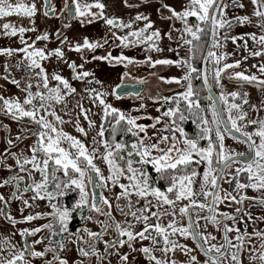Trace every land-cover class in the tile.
<instances>
[{
    "label": "snow or ice",
    "instance_id": "6c2138e0",
    "mask_svg": "<svg viewBox=\"0 0 264 264\" xmlns=\"http://www.w3.org/2000/svg\"><path fill=\"white\" fill-rule=\"evenodd\" d=\"M123 2L126 7L139 6L129 3V0H123ZM249 3L252 5L251 16H238L234 19L238 24H252V17H255V26L261 34H250L253 44L259 46L258 50L252 51L250 54L254 57H264V0H249ZM231 5L245 7L242 0H231ZM229 6L225 0H187L178 11L175 7L161 2L157 11L167 10L169 15L162 16V18L173 21L172 29L162 35L159 29H154L150 17L142 13L138 12L134 18L124 22L117 17H108L105 13L106 5L101 0H93L92 3L71 0V5L66 0L61 11L67 10L69 17L77 19L81 25H84L85 22L90 25L95 21H102L110 29L126 30L123 35H118L116 31L106 34L103 43L92 42L88 37H83L82 43H77L69 50L78 53L95 50L105 47L114 38L120 41L119 46L123 48L147 45L146 50L159 52L161 49L156 41L162 40L164 35L172 40V32L175 31L180 33L177 39L187 46L189 53L186 59L177 60H152L150 56L147 57V62L153 66L174 64L178 68L186 69L183 76L172 77L167 82L177 85L186 82L187 85L184 91L163 97V103H173L175 106L169 107L155 118L148 117V119H154V123L150 126L138 123L141 117L133 116L131 113L114 107L106 99L109 95L118 100L122 98L121 90L126 88L125 81L130 78L128 72L119 77L120 83H117L111 92L86 88L85 92L90 97L92 104L103 110L100 124L97 130L95 121L89 116L91 109L85 108L77 102L75 107L80 109V115L87 122V130L81 126L79 117L75 118L74 126L78 133L86 139H90L91 146L63 130L65 124L73 122L71 113L68 111L69 101L67 98L75 94L76 89L59 72L54 71L50 74L40 63V61L53 57L58 60L63 59L62 48L58 47L46 52L44 49L36 47L35 41L31 44L24 41V33L36 31L35 27L31 29L17 28L11 23H3V35L15 37L19 33L21 42L25 46L18 49L0 48V53L6 56H11L14 52L23 53L28 62V70L35 73L36 91L33 92V85L29 82L22 89L25 93L22 101L16 96L0 95V113L15 121L27 118L37 128L33 131L31 128L25 127L15 139L10 137L5 139L8 147L0 157V163L4 164L5 170L12 172L13 165L7 164V159L14 160L15 168H18L20 173L27 174L29 183L21 191L20 185L24 181V176L9 175L0 181V188L6 189L11 185L13 191L10 195L0 193V202L7 205L11 200H18L24 207L30 208L37 200H47L52 211L23 217V221L26 222L46 217L48 222L39 227L20 230V236L25 238L23 248L11 244L9 238L4 237L0 241V264H32L31 260L26 259L27 256L34 259L44 258L47 253H52V259H45L44 264H69V260L65 257L71 252V248L68 246L70 244L76 245L79 257L75 264H92L93 257L95 264H112L110 258L113 255L118 257V264H145V262L146 264H177L176 260L167 258L169 252L177 250L188 257L187 264H200L197 256L191 254L193 249L189 248L187 244L179 243L178 239H173V237L190 238L194 241L196 248L207 258L203 264H209V262L210 264H228L229 256L231 264H243L241 256L245 251L248 253V261L252 264H264V231L253 228V232L249 234L247 230L249 221L255 224L257 220H264V216L253 217L250 211L244 212L239 221L244 224V231L241 232L240 228L235 226L237 223L235 216L217 211V205L221 203L242 204L246 199L256 201L260 206H264V196L258 198L241 195L240 200L237 201L236 196L231 192L225 190L221 193L219 184L225 170L232 164H238L234 176L228 179V183L234 179L237 192L251 188L253 191L264 193V120L247 119V113L242 111L239 104L229 103L228 98L231 97L235 100L239 96L238 92L233 91L227 95L221 92L220 106L211 95L213 85L209 80L210 72L215 85L223 88L222 74L238 68L241 64L240 60L227 63L225 62L227 53L217 55L212 51V48L222 47L217 39L219 30H226L224 39L229 38L227 30L233 26L232 20L226 18V10ZM43 7L45 17L49 15L50 11H55V6L49 8V0H44ZM38 11L39 8L35 0L31 4L23 3L21 0H17L16 3H13L12 0H0V18H7L13 14L34 18ZM73 11L75 16L71 15ZM192 17L195 18V24L189 22V18ZM137 21H142L143 27L134 28V23ZM209 21L212 24L213 43L209 45L206 55L203 56L205 67L198 69L193 66L191 61L195 59L196 52L199 50L201 34L205 31L202 25ZM175 22H179L182 27L175 28ZM64 27L68 28L69 25L65 24ZM57 35L59 36V33ZM187 36H190L191 39H186ZM48 39L47 33L36 36V41ZM231 39L235 42L236 37L233 36ZM67 41L68 37L64 36L60 43L63 45ZM245 47H247V41ZM169 50L174 51V49ZM92 59L107 61L109 64H124L125 67L136 62L123 53L115 57L111 53L107 56H93ZM144 62L139 61V63ZM209 63L212 64L211 69L208 67ZM19 66L18 62L17 67L19 68ZM67 66L72 69V79L83 81L92 76L93 79L88 83H95L103 87L101 81L96 79L93 73L77 71V67L83 69V64L77 66L75 62H72ZM253 67H257L259 72L264 74V63L253 65ZM4 71L8 72L7 64L4 66ZM3 78L7 80L8 76ZM32 79V76L28 77L29 81ZM193 79L202 80L203 90L209 92L207 99L211 103L207 107L211 112V121L208 120L205 109L201 106L199 92L193 86ZM228 79L246 83L258 82V86H264V80H258L255 74L246 75L241 71L234 72L233 75L228 76ZM11 82L18 88L20 87L18 80L13 79ZM51 82H55V85L50 86ZM136 83L143 84L144 81L137 80ZM124 95L143 99L139 92L125 91ZM244 95L247 96V93ZM37 99L39 100L38 104L36 103ZM244 103H248L247 99L244 100ZM182 104L184 105L183 109L181 108ZM55 105L62 106L61 111L69 115V120L66 121L57 113ZM142 108H144L143 103L140 105V109ZM253 110L256 111L255 105H253ZM135 111H139V109H135ZM157 111L161 110L158 108ZM224 112L228 114L227 120L222 115ZM109 118H111V123H109ZM189 118H192V122L197 128L194 138L189 137L181 126ZM245 119H247V124L244 127L256 126L252 132L243 131L238 123ZM161 125L162 127H160ZM3 127L7 130V125ZM149 127L154 130L153 135L148 134ZM90 130H94L95 135H90ZM234 132L240 133V137H236ZM118 134H121L119 140L116 139ZM225 134L239 140L240 143H246L249 153L229 149L225 144ZM29 136L35 137V140L27 146L24 152L17 154V152L11 151V148L16 146V140ZM127 137L131 138L130 142L126 139ZM257 138L259 143H257ZM201 141H206V145L201 146ZM101 149L103 150L101 151ZM26 152L30 155L25 154ZM101 163L107 167V176L99 166ZM201 163H205L206 166L202 177L198 179L200 173L197 171V166ZM214 164L218 167H214ZM152 172L155 173L154 178ZM34 173H39L38 181L34 179ZM241 174H246L247 183L240 181ZM122 179L127 183L121 182ZM161 182L165 185L163 189L158 186ZM109 183L120 189L119 193L114 195V199L116 201L115 209L124 217L123 221L115 220L112 214L113 205L103 191L97 194L88 190L89 186L109 189ZM27 192L32 193L30 200L33 203L24 199L23 193ZM70 193H78V197L71 207H68L61 201ZM200 196L207 203L200 202L198 200ZM121 200L126 201L123 206L120 204ZM101 204L108 210H102ZM24 207L21 208V212ZM85 207L89 210L88 216L84 215ZM199 210H207L209 215L202 216ZM236 212L240 213L241 209L237 208ZM74 213L78 214L82 221L95 222L99 225L100 230L92 231L84 226L71 232L69 222ZM91 213L103 216L104 219H94ZM194 214L195 220L193 219ZM0 215H6V219L13 225L17 223L15 218L6 214L3 209H0ZM178 215L181 218H186L187 222L178 220ZM200 220L205 221L204 231L200 230ZM228 220L233 221V226L225 223ZM209 224L215 226L217 231H222V243H211L217 237L207 231ZM221 225H223L222 228ZM43 230L48 232V244L45 245L43 251H36L34 246L44 243L45 237L34 239L32 245L27 243V237H35ZM233 232L236 234V243H233L229 238V233ZM113 233L115 234L113 235ZM65 234L66 238L56 240V246H53L54 238L65 237ZM105 235L110 236L111 239H104ZM251 236L259 238V248L256 245L245 248V244L250 242ZM100 241H103V252L97 247ZM144 241L149 243L144 245ZM137 244L140 246L137 247ZM125 247L128 249L127 252L122 251ZM61 253H64V257L61 256ZM156 253L161 255L157 256ZM137 254H140L143 259L137 260Z\"/></svg>",
    "mask_w": 264,
    "mask_h": 264
},
{
    "label": "rangeland",
    "instance_id": "374dc122",
    "mask_svg": "<svg viewBox=\"0 0 264 264\" xmlns=\"http://www.w3.org/2000/svg\"><path fill=\"white\" fill-rule=\"evenodd\" d=\"M58 2L59 8L54 13H49L47 17L43 15L44 12V0H35V3L37 4L39 11L37 15L34 18H29L27 16L23 15H17L13 14L10 17L7 18H0V48H12V49H18L24 47V43L21 42L20 34L17 33L15 37L12 36H5L3 35V23H11L15 27H24L26 29H31L35 27L36 31H26L24 33V41L31 44L33 41H35V46L38 48L44 49L46 52L52 51L55 48H62L64 52L63 59H56L55 57L40 61V63L43 64V66L46 68V70L51 74L52 72H59L64 78L68 79L70 84L76 89V93L69 96L67 99L69 101V109L68 111L71 113V117L73 118L72 123H67L63 126V130L70 135L76 136L77 138L81 139L83 142L91 146L90 139H86L82 134L78 133L76 131V128L74 126L75 124V118L79 117V122L82 127H84L87 130V122L84 121L83 116L80 115V109L78 107H75L77 102L81 103L85 108H90L91 112L89 113L90 119L94 120L97 126V130L100 124V118L102 115V108L96 107L92 104L90 97L86 94L85 89L86 88H95L98 91L102 92H111V89L117 84L120 83L119 77L125 73H129V79L125 81V84H131L138 86V92L140 94V97L143 99H138L136 97H129V96H122L121 99H116L115 97L109 95L106 97L109 103H111L114 107L121 109L122 111L126 113H131L133 116H139L141 117L140 120H138V123L143 124L145 126H150L154 123V119H148V117L155 118L161 114V112L166 111L169 107H174L175 105H171V103L165 104L163 103V97L165 96H172L175 95L177 92L184 91L186 88V82L182 83L180 85H177L175 83H168L167 81L172 77H181L184 75L186 69L184 68H178L174 64L173 65H155L153 66L151 63L147 62V57H151L152 60L157 59H171V60H177L181 58H187L189 56L188 48L186 45H183V42L177 37L180 35V33L173 31V39L169 40L166 35H164L162 40L156 41L158 47L161 49V51H148L146 50L147 45L143 46H135L130 48H123L120 47V41L111 40L105 47L98 48L95 50H85L81 53H78L73 50H69L70 47H74L77 43H82L83 37H88L90 41L103 43L104 37L106 34H110L112 31H116L118 35H123L126 30H118V29H110L108 26H106L102 21H95L92 24H87L85 22L84 25H81L80 22L77 19L67 18V10L61 11V9L64 8V4L66 0H49L50 5L52 6L54 2ZM13 3H16L17 0H12ZM21 2L26 4H31L33 0H21ZM81 2H88L92 3L93 0H81ZM106 5L105 13L108 17H117L119 19H122L124 22H128L131 18H134L135 15L139 12L144 15H147L150 17L154 24V29H159L162 33L169 32L173 27V21H169L167 19H163L162 16H168L169 13L167 10H163L162 12L157 11V8L160 7L161 2L167 3L173 7H175L178 11L181 10L182 6L187 2V0H129V3L133 5H139L138 7H126L123 0H101ZM226 3H229V8L226 10L227 16L226 18L231 20L232 16L235 15L238 16H244L248 15L251 16L252 14V5L249 3V0H242L245 7L240 8L236 11H233L231 0H225ZM68 4H71V0H67ZM95 10V9H94ZM98 11V10H95ZM235 12V13H234ZM72 16H75V12L73 11ZM253 23L252 24H236V21H234V27L231 28L228 31L229 38L227 40L224 39V33L226 30L221 29L218 31L217 39L219 40L222 47L220 48H212V51L216 52L217 55L221 53H227V59L225 62L227 63H234L236 60H240L241 64L238 68L229 70L228 72L222 74L221 82L223 84V88L217 87L212 80L211 72L209 76L211 77L212 82L214 83L217 95L220 96L221 92H223L225 95H227L230 92H238L239 96L233 100L231 97H229V103H237L240 105V108L244 113H247V119H255V120H264V86H258V82L253 83H245L240 82L235 79L232 81H229L228 76L233 75L236 71L244 72L246 75H253L255 74L258 77V80H264V74H261L257 67H253V65H259L264 63V57H254L250 53L252 51L258 50L257 45H254L253 42L250 39L251 33H256L257 35H260V30L255 26V17H252ZM34 21V22H33ZM233 21V20H232ZM189 22L191 24H195V18H189ZM69 25L68 28H65L64 25ZM143 27L142 21H137L134 23V28H140ZM181 24L179 22H175V28H181ZM202 27L207 30L209 28V22L202 25ZM208 27V28H207ZM44 33H47L49 35L48 40H40L36 41L37 35H42ZM59 33V36L57 35ZM64 36L68 37V41L61 45L60 41L64 38ZM236 37L235 42L231 39V37ZM186 39H191L190 36L185 37ZM247 41V47H245V42ZM229 44V45H228ZM169 49H174V51H170ZM109 53L112 54V56H119L121 53L123 55L128 56L130 58H133L134 61H136L133 64H129L127 67L124 66V64H109L107 61H100V60H93V56H107ZM247 57V59H244ZM139 61H145L144 63H139ZM20 64L19 68L17 67V64ZM75 62L77 66L83 64V69H80L77 67V71H88L90 73L94 74V77L96 79H99L103 85H97L95 83L89 84L88 81L92 80L93 77H87L85 80H74L72 79L73 72L72 69H70L67 65L69 63ZM192 62V61H191ZM27 61L24 58L23 53H17L14 52L11 56H6L3 53H0V95H3L5 97H11L16 96L23 100V97L25 93L22 91L26 87V85L31 82L33 85V92L36 91V78L35 73L32 71H29L27 68ZM5 64L8 65V72L6 73L4 71ZM193 64V63H192ZM194 66V65H193ZM195 67V66H194ZM208 67L211 69L212 64L209 63ZM8 76V79L5 80L3 77ZM32 76L33 79L31 81L28 80V77ZM134 78V79H133ZM163 78V79H161ZM15 79L20 82V87L18 88L15 84H13L11 81ZM137 80L144 81L143 84L136 83ZM194 81V79H193ZM193 82V86H194ZM55 82H51L50 86H54ZM140 86V88H139ZM43 90V89H41ZM247 93V96L244 94ZM207 94L204 95V103H201V106L205 109V115L207 116L208 120L211 121V112L208 111V104L211 103L207 99ZM247 99L248 103H244V100ZM36 103H39V100L37 99ZM143 103L144 108L140 109V105ZM253 105L256 107V111L253 110ZM183 106V104L181 105ZM56 111L58 114L62 116L63 119L66 121L69 120V115H66L64 112L61 111V105H55ZM160 109L161 111L158 112L157 109ZM135 109H139V111H135ZM187 115V113H185ZM236 114L235 111L233 113ZM225 118L227 120V112H224ZM49 119H52L49 117ZM192 120V118H189ZM189 119L185 120L184 122L188 121ZM247 119L244 121H238V123L241 125L243 131L252 132L255 125H248L247 127H244L245 124H247ZM183 122V123H184ZM109 123H111V118H109ZM182 123V124H183ZM183 127V125H181ZM59 127V125H58ZM107 127V125H106ZM162 127V125L160 126ZM148 134L153 135L154 130L149 127ZM189 137H195L196 133H187ZM90 135H95L94 130H90ZM225 144L228 146L229 149L238 151V152H245L246 151V145L245 143H240L239 140L233 139L232 137L225 134ZM121 138V134H118L116 139L119 140ZM33 139V137H31ZM30 137L24 138L17 147H15L14 151L17 152V154H20L21 152H24L31 144ZM126 139L131 140L130 137H127ZM213 139L215 140V135L213 133ZM201 146L206 145V141H201ZM257 143H259V140L257 138ZM103 149H101L102 151ZM4 154V151L0 149V157H2ZM29 154L30 153H25ZM10 161H12L11 158H9ZM104 173L105 176L108 175L107 167L104 164L99 165ZM205 163H201L199 166H197V171L200 173V179L203 174V170L205 168ZM214 167H218V165H213ZM238 164H232L230 168H227L225 170V174L222 177L220 189L221 193L223 191L231 192L232 195L236 196L237 201L240 200V196H248V197H262L264 196V193L253 191L251 188L245 189L241 192H237L235 190V180L233 179L231 183H228V179H230L235 174V168L238 167ZM149 171L151 172V168L149 167ZM34 178L38 181L39 179V173H34ZM153 178L155 177V173L152 172ZM5 179V171H4V164L0 163V181ZM240 181L242 183H247L246 174H241L239 177ZM123 183H127L126 180L122 181ZM162 189L164 186L162 185V182L158 185ZM198 190V184L196 185ZM10 190V185L5 188H0V193H8ZM90 191V187L88 189ZM103 191L105 196H108L113 207H112V214L116 221H123L124 217L119 214V212L115 209L116 201L114 199V195L118 194L120 189L118 186H112L109 183V189H101ZM91 192V191H90ZM7 195V194H6ZM73 200H70L69 203H63L67 205L68 207H71V205L75 202V200L78 197V193H74ZM31 195H26L25 199H28L30 203H33L30 200ZM210 198V197H209ZM198 200L203 203H207L205 199L200 196L198 197ZM71 203V204H70ZM126 203V201L121 200L120 204L123 206ZM187 203V201H185ZM6 212H5V209ZM21 206L18 202V200H11L7 205L4 204V202H0V209H3L6 214H10L12 217L15 218L17 221L16 224H11L6 219V215H0V241L3 240L4 237H8L10 240V243L13 245H18L19 248H23V237L20 236V230L24 228H35L39 227L43 224L48 222V218L41 217L39 219L26 222L23 221V217L27 216L29 214L35 215L38 213L37 211H47L51 212L52 209L48 205V201H40L37 200L33 203L32 207H24L23 212H21ZM101 208L104 211H107L108 209L101 204ZM240 208L241 212L237 214L236 209ZM200 215L207 216L208 212L207 210H199ZM217 211L218 212H227L228 214L235 216L237 219V223L235 226H238L241 230V232L244 231V224L240 223V217L243 216L244 212L250 211L252 213L253 217L256 216H264V206H260L256 201L251 200H244L243 203H228L224 202L219 205H217ZM89 210L87 207L84 208V215L88 216ZM94 216V219L103 220L104 217L100 216L96 213H91ZM182 222L186 223V218L179 217ZM195 214L193 215V219L195 220ZM247 219V217H245ZM155 222L154 220L152 221ZM201 225V231H204L203 225L205 223L204 220L199 221ZM229 226H233V221L228 220L225 221ZM88 227L92 231H99V225L96 224L93 221H82L80 219V216L78 214H73L72 220L69 222V230L71 232H75L78 228L81 227ZM222 228V225H221ZM253 228L264 231V220H257L255 224H253L251 221L248 222V233L251 234L253 232ZM208 232H211L212 235L216 236L217 239L215 241H211V243H222V231H217L216 227L209 224L207 228ZM115 233H113L114 235ZM81 235H84L81 233ZM235 233H229V238L232 240L233 243H236L235 241ZM41 236H44V241L48 240V232L47 230H43L41 233H38L35 237H28V240L30 244L32 245V242L34 239H40ZM65 237L57 236L54 238L53 246L55 245L56 240L65 239ZM104 239H111L110 236L105 235ZM159 239V238H158ZM173 239H178L179 243L181 244H187V246L191 249H193L192 255H196L198 261L200 264H203L205 261L204 256L196 249L193 241L189 239H184L180 237H173ZM144 245H147L149 242L144 241ZM48 244V243H46ZM45 244V245H46ZM260 240L259 238L255 236H251L250 242H246L245 248H249L252 245H256L257 248H259ZM69 248H71V252L68 254L67 258L69 260V264H75V261L79 259L78 254L76 252V245L70 244L68 245ZM137 247L140 246V244L136 245ZM162 246V243H161ZM98 249L103 252L104 245L103 241H100L97 245ZM40 248V247H38ZM41 250L44 249L40 248ZM40 249H37L35 247V250L38 251ZM123 252H127L128 249L125 247L122 249ZM48 256L52 255V253H47ZM157 256H160V253H156ZM247 251H245L242 256L241 260L243 264H252V262L248 261L247 259ZM61 256L64 257V253H61ZM46 257V256H45ZM137 260H142V256L140 254H137ZM167 258L169 260H176L177 264H187L188 257H186L182 252L179 250L175 252H169ZM26 259H32L31 256H27ZM112 264H118V257L113 255L111 258ZM38 261V260H37ZM92 264H95V258L92 259ZM146 264V262H145ZM228 264H231L230 256L228 260Z\"/></svg>",
    "mask_w": 264,
    "mask_h": 264
},
{
    "label": "flooded vegetation",
    "instance_id": "af4514ba",
    "mask_svg": "<svg viewBox=\"0 0 264 264\" xmlns=\"http://www.w3.org/2000/svg\"><path fill=\"white\" fill-rule=\"evenodd\" d=\"M59 3L58 2H54V4L52 5V6H55V11L56 10H58V8H59ZM69 5H71V4H69ZM51 5H50V2H49V8H51L52 7ZM232 8H233V11H236V10H238L239 9V7L238 6H232ZM54 11V12H55ZM50 12H52V11H50ZM49 12V13H50ZM53 12V13H54ZM235 13V12H234ZM67 16H68V12H67ZM235 17H238V15H235L234 17L232 16V19L231 20H233L232 21V24H233V26H232V28L234 27V21H235ZM68 18V17H67ZM69 19V18H68ZM237 24V23H236ZM243 25V24H242ZM246 83V82H245ZM129 85H131V84H129ZM139 88H140V86H139ZM4 125H7V130L3 127ZM25 127H27V128H31V129H33V131H35L36 130V128H37V126H35L34 124H32L27 118H25L24 120H21V121H15V120H12L10 117H8V116H5V115H3L2 113H0V149H1V151L3 150H5V148H7L8 147V145L6 144V142H5V139L6 138H8V137H10V138H13V139H15V137L18 135V134H20V132H21V130L23 129V128H25ZM30 137V139H31V136H29ZM23 139H21V140H16L15 141V144H16V146L15 147H17V145H19L20 144V142L22 141ZM34 140H35V137H33V139H31V144L34 142ZM30 144V145H31ZM15 147H13V148H11V151H13V152H15L14 151V149H15ZM7 164H9V165H13V168H14V170L12 171V172H8L7 170H5V168H4V171H5V178H7L9 175H17V174H19V175H22V176H24V181L21 183V185H20V188H21V191L23 190V188H24V186L26 185V184H28L29 183V180H28V177H27V174L26 173H20L19 172V169L18 168H15V161L14 160H12V161H10V159L8 158L7 159ZM60 175L62 176V173H60ZM35 180H36V178H34ZM38 179H40V177L38 178ZM162 185L165 187V185L163 184V182H162ZM90 187V186H89ZM13 191V189H12V187H11V185H10V190H9V192L8 193H6L7 195H10V193ZM100 192H101V189H100ZM26 195H31L32 196V193L31 192H27V193H23V197H24V199H25V197H26ZM69 195V194H68ZM70 200H73V197H68V196H66V197H64L63 199H62V201H61V203H69L70 202ZM209 200H210V198H209ZM19 202V204H20V206L21 207H24L22 204H21V202L20 201H18ZM71 204V203H70ZM5 209V208H4ZM7 209V208H6ZM6 209H5V212H6ZM38 213H41V212H47V211H45V210H43V211H37ZM238 214V213H237ZM208 215H209V213H208ZM44 218V217H43ZM8 221V220H7ZM45 223H46V221H45ZM222 227H223V225H222ZM222 238H223V233H222ZM24 241H25V238L23 237V246H24ZM27 243L29 244V245H31L30 244V242H29V240H28V237H27ZM46 243H48V240H46V241H44V243H42V244H38V245H35L34 247H36L37 249H40V248H43V247H45V244ZM193 243H194V241H193ZM47 245V244H46ZM194 245H195V243H194ZM38 247H40V248H38ZM196 247V246H195ZM197 249V248H196ZM44 249H40V250H38V251H43ZM198 251H199V249H197ZM200 252V251H199ZM201 253V252H200ZM202 255H203V253H201ZM204 256V255H203ZM204 258L205 259H207L205 256H204ZM32 259H34V258H32ZM45 259H47V260H51L52 259V255H50V256H48V254H46V257H44V258H35L34 260H31L32 261V264H44V260ZM38 260V261H37ZM209 264H210V262H209Z\"/></svg>",
    "mask_w": 264,
    "mask_h": 264
},
{
    "label": "trees",
    "instance_id": "16d2710c",
    "mask_svg": "<svg viewBox=\"0 0 264 264\" xmlns=\"http://www.w3.org/2000/svg\"><path fill=\"white\" fill-rule=\"evenodd\" d=\"M209 30H210V21H209V28L201 34V41L199 42V50L196 52L195 59L192 60L193 65L198 69H200L201 59H202V56H203V53H204V50H205V47H206V44L208 41ZM195 43L196 42L194 41V44ZM209 80H210V83H212V85H213V89L217 92L216 87H215L214 83L212 82L210 76H209ZM193 82H195L194 88L199 92L200 103H204V100H205L204 95H206L207 93L202 88V81L200 79H194ZM171 105H173V104L171 103ZM181 108L183 109L184 105L181 106ZM185 113H187V112H185ZM182 125H183V128H184L186 133H192V132L197 133L196 125L192 122L191 119L184 122ZM73 195H74V193H70L67 196L68 197H74Z\"/></svg>",
    "mask_w": 264,
    "mask_h": 264
},
{
    "label": "water",
    "instance_id": "95a60500",
    "mask_svg": "<svg viewBox=\"0 0 264 264\" xmlns=\"http://www.w3.org/2000/svg\"><path fill=\"white\" fill-rule=\"evenodd\" d=\"M50 13H52V12H50ZM71 15H72V14H71ZM67 17L70 18V17H69V13H68V16H67ZM212 43H213V39H212V24H211V21H210L209 36H208V41H207V44H206V47H205V50H204L203 56L206 55L207 50H208V48H209V45H211ZM203 56H202V59H201L200 69H203V68L205 67V63H204V60H203ZM201 81H202V80H201ZM125 91H127V92H138V86L126 84V88L121 90V96H125V95H124V92H125ZM205 91H206V90H205ZM206 93H207V95H209V92H208V91H206ZM211 95H212V96L214 97V99L216 100L217 105L220 106V105H221V101L219 100V97H218L217 93L215 92V90L213 89V87L211 88ZM222 115H223L224 119L226 120L224 113H222ZM229 127H230V125H229ZM227 135H228V134H227ZM234 135H235L236 137H240V133H235V132H234ZM228 136H229V135H228ZM230 137H232V136H230ZM241 139H243V137H241ZM236 140H237V139H236ZM245 145H246V151H245V153L248 154V153H249L248 145H247L246 143H245ZM222 177H223V176H222ZM222 177H221L220 180H219V184H221ZM90 191H91V192L94 191V192H96L97 194H99V193H100V188H92V187L90 186ZM210 199H211V198H210Z\"/></svg>",
    "mask_w": 264,
    "mask_h": 264
},
{
    "label": "crops",
    "instance_id": "0c3cea01",
    "mask_svg": "<svg viewBox=\"0 0 264 264\" xmlns=\"http://www.w3.org/2000/svg\"><path fill=\"white\" fill-rule=\"evenodd\" d=\"M228 45H229V44H228ZM179 217H180V216L178 215V216H177V219H178V220H181Z\"/></svg>",
    "mask_w": 264,
    "mask_h": 264
}]
</instances>
